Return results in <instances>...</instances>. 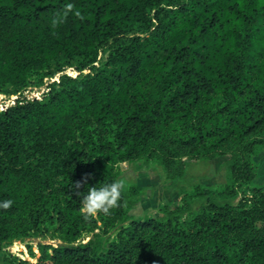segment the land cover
I'll return each mask as SVG.
<instances>
[{
	"label": "trees",
	"instance_id": "1",
	"mask_svg": "<svg viewBox=\"0 0 264 264\" xmlns=\"http://www.w3.org/2000/svg\"><path fill=\"white\" fill-rule=\"evenodd\" d=\"M66 68L76 77L0 111V201H13L0 208V252L59 240L35 263L3 264H264L252 162L264 146V0H0V94ZM219 156L224 187L195 184L132 219L144 188L128 181L110 215L83 218L77 192L120 178L119 163L151 160L174 180L184 158Z\"/></svg>",
	"mask_w": 264,
	"mask_h": 264
},
{
	"label": "rangeland",
	"instance_id": "2",
	"mask_svg": "<svg viewBox=\"0 0 264 264\" xmlns=\"http://www.w3.org/2000/svg\"><path fill=\"white\" fill-rule=\"evenodd\" d=\"M83 73H86V71ZM62 74L74 78L77 72L73 68H66L55 77L44 79L40 86H37V79L35 78L30 80L28 86L17 94H0V111L11 106L14 100L19 97L24 98L25 96L36 95L40 98L46 91L47 85L57 81L58 77ZM262 139L264 140V135ZM228 159L227 156H219L207 162H196L184 158V175L182 178L174 180L170 178L171 176L167 169L151 160L145 162L141 159L131 164L126 162L117 164V167L120 169V178H123L126 182H134L139 187L144 188L141 200L130 212V217L132 219L147 218L156 215L158 209L164 205L170 207L177 206L180 190L190 191L195 184L211 188L224 187L228 177V169L225 164ZM252 162L257 173V178L254 182L255 187L262 189L264 192V146L252 157ZM177 168L178 165L176 164L172 170L176 172ZM244 195L248 198L251 197L250 189L246 190ZM242 197L243 193H240L233 204L237 205ZM128 227V222L118 224L115 230L108 232V240L114 243L117 242L121 229L126 230ZM93 233L97 234L98 231L95 230ZM93 233H83L79 236L78 240L85 242L92 237ZM58 243L59 240L56 237H47L44 239L31 238L23 243L14 242L0 252V264H3V257L5 255H9L20 261L35 263L40 255L39 248L42 245L55 247Z\"/></svg>",
	"mask_w": 264,
	"mask_h": 264
},
{
	"label": "clouds",
	"instance_id": "3",
	"mask_svg": "<svg viewBox=\"0 0 264 264\" xmlns=\"http://www.w3.org/2000/svg\"><path fill=\"white\" fill-rule=\"evenodd\" d=\"M71 7V4L67 5L68 9ZM76 187L78 188L79 184ZM125 189L126 181L123 178H116L111 182H100L87 187L83 192H77L84 220L90 221L100 215H110L112 209L120 204ZM12 204L11 199H5L0 201V208L8 209Z\"/></svg>",
	"mask_w": 264,
	"mask_h": 264
},
{
	"label": "built area",
	"instance_id": "4",
	"mask_svg": "<svg viewBox=\"0 0 264 264\" xmlns=\"http://www.w3.org/2000/svg\"><path fill=\"white\" fill-rule=\"evenodd\" d=\"M24 99H26L27 101H33V100H37L39 99L38 96H34V95H30V96H25Z\"/></svg>",
	"mask_w": 264,
	"mask_h": 264
}]
</instances>
